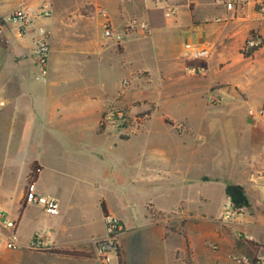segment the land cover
<instances>
[{"label": "crops", "instance_id": "obj_1", "mask_svg": "<svg viewBox=\"0 0 264 264\" xmlns=\"http://www.w3.org/2000/svg\"><path fill=\"white\" fill-rule=\"evenodd\" d=\"M42 1L0 0V17L22 3L33 16L32 24L21 36L13 25L2 27L0 41V209L14 222L12 231L21 244L15 250H1L0 264H102L95 258L90 242L104 235L101 203L104 211L123 225L117 239L123 264H239L233 257H264L261 117L242 131L241 177L234 182L243 188L250 205L236 210L238 216L226 222H219L214 210L222 195L227 200L223 205L230 203L224 193L225 184L215 199L199 191L194 207H190L191 200L181 196L173 209L163 211L146 201L135 214L134 207L128 204L113 209L99 192L89 205L85 191L68 190L66 184H59L62 177H70L49 171V166L41 161L49 156L61 169L70 161L74 164L72 172L82 177L84 172L79 166L84 159L107 158L93 145L108 137V123L101 131L98 125L106 115L105 103L120 90L118 85L111 94L104 90L105 71L109 70L124 77L142 72L151 81L150 71H154L159 74L161 85L182 86L185 89L179 93L189 97L199 92L200 84L197 75L189 74L188 69L203 68L199 74H208L204 87L218 84L220 87L213 91L215 96L238 101L243 96L241 102L254 111L252 106L259 107L264 99V15L256 11L255 0H248L243 9L227 14L214 0H168V4L179 8L178 14L169 19L162 17L160 5L143 0H45L51 14L44 19L36 15ZM99 9L107 12L113 29L122 30L131 20H144L151 35L144 38L132 31L118 44L106 40ZM216 17L226 21L216 23ZM38 27H45L50 33L46 83L37 79L33 57V38ZM251 36L259 37L262 43L244 56L243 43ZM185 44L206 49V57L184 60L181 53ZM116 141L113 147L120 150L126 144L120 141L130 142V137L119 136ZM118 162L121 170L113 169L111 175L120 191L138 182L163 181L153 175L150 155L126 151ZM32 164L39 167L35 190L58 201L57 215L23 202ZM172 210L185 220L174 219L168 224L163 215ZM202 215H207V219ZM236 231L241 239L235 237ZM8 232L0 228V239ZM35 235L42 250L26 247ZM52 249L79 255H60L50 252ZM115 260L117 264L116 254Z\"/></svg>", "mask_w": 264, "mask_h": 264}, {"label": "rangeland", "instance_id": "obj_2", "mask_svg": "<svg viewBox=\"0 0 264 264\" xmlns=\"http://www.w3.org/2000/svg\"><path fill=\"white\" fill-rule=\"evenodd\" d=\"M150 75L153 81L138 71L131 77L117 76L116 70L105 71L104 90L111 94L117 85L120 87L117 94L105 103L106 115L100 121L101 125L108 123L105 125L108 137L93 145L96 150L104 151L107 158L84 159L79 166L84 172L82 177L72 172L70 168L74 164L70 161L61 169L49 156L41 160L49 166V171L70 177L66 180L62 177V182L58 181L61 186L67 185L65 189L85 191L89 205L99 192L113 209L119 210L128 204L134 207L135 214L139 213V205L146 201L163 211L173 209L181 196L191 200L190 207H194L199 191L215 199L225 183L238 182L241 177L242 131L246 126H252L251 121L260 117L264 119V99L259 107L252 106L257 116L251 118L247 113L249 109L241 102L243 96L239 101L226 100L213 93L220 85L203 86L207 72L197 74L199 92L189 97L179 93L184 87L161 85L158 73L150 71ZM122 117L125 119L119 120ZM119 136L130 137V142L120 141L126 143L120 150L113 147ZM135 150L150 155L153 175H158L163 181L151 184L138 182L120 191L112 181V171L121 170L118 161L124 152ZM225 198L222 195L215 200L214 210L219 222L238 216L229 202L223 205L227 201ZM178 215V211L172 210L164 213L163 217L170 224L174 219H183ZM120 216L125 217V214ZM202 217L207 219V215ZM239 234L236 231L235 237L241 239ZM2 243L3 239H0ZM1 250H4L2 246ZM108 257L109 264H115V254L112 252Z\"/></svg>", "mask_w": 264, "mask_h": 264}, {"label": "built area", "instance_id": "obj_3", "mask_svg": "<svg viewBox=\"0 0 264 264\" xmlns=\"http://www.w3.org/2000/svg\"><path fill=\"white\" fill-rule=\"evenodd\" d=\"M154 5L161 6V14L165 19H169L178 14L179 8L168 4V0H143ZM214 3L221 6L225 13H232L237 10L243 9L248 3V0H214ZM256 11L260 15H264V0H255ZM51 14V7L48 1H42L39 4L38 11L36 13L39 18H48ZM98 16L101 19L100 27L103 37L115 44L123 41L124 37L128 32L137 31L144 38L151 35V28L149 24L144 20H131L129 21L122 30L113 29L110 26L108 14L104 9L98 10ZM32 14L26 8L25 3H22L6 16L0 17V41L2 40V27L5 25H13L16 29L18 36L23 35L32 24ZM226 19L223 17H216L214 22L221 23L225 22ZM49 30L45 27H38L36 34L33 38V57L35 60V66L37 69V79L41 83H46L48 74V57H49ZM261 44L259 37L251 36L247 38L243 43V52H248L251 49H256ZM207 55L206 49L197 48L191 44H185L181 57L185 59H199L204 58ZM202 72V69L191 67L188 69V73L191 75H197ZM3 106V102H0V107ZM250 117H255L256 113L252 110L248 111ZM23 202L28 205H39L46 213L50 215H57L59 212L58 201L52 197H45L39 195L34 186V182L26 184L23 192ZM104 224V235L101 237H95L91 239L95 258L102 264H107L109 261L108 255L110 253L116 254L118 250L117 239L123 232V225L121 221L114 215L107 212L103 215ZM0 228L2 230L9 231L3 238V243L0 244L4 249L15 250L21 247V244L17 241L14 232V222L8 220L5 214L0 209ZM31 250H42L43 245L38 237L35 235L26 246ZM234 261L239 264H264L263 256H254L252 258L246 256L233 257Z\"/></svg>", "mask_w": 264, "mask_h": 264}, {"label": "trees", "instance_id": "obj_4", "mask_svg": "<svg viewBox=\"0 0 264 264\" xmlns=\"http://www.w3.org/2000/svg\"><path fill=\"white\" fill-rule=\"evenodd\" d=\"M261 43H262V40H261ZM254 50L255 49H251L250 51L244 53V56H249ZM104 117H105V114L103 115L102 119ZM124 119H125V117H122L119 120H124ZM103 129H104L103 125L99 124L98 125V131H101ZM38 171H39V167L36 166L35 164H32L30 166V173H29V176L27 179V183L35 181L36 176L38 174ZM224 193L229 198L232 209L238 210V209L249 207V205H250L249 200L245 194V191L243 190V188L240 185L232 183V182H227V183H225ZM101 208L103 210V215L107 214V211H104V207H103L102 203H101ZM247 243L249 245H251L252 247L256 246L251 241H247ZM50 252L57 253L60 255H65V256H78L79 255L76 252L68 251V250L52 249ZM116 256H117V260H118L117 264H123L122 259L119 255V250H117Z\"/></svg>", "mask_w": 264, "mask_h": 264}]
</instances>
